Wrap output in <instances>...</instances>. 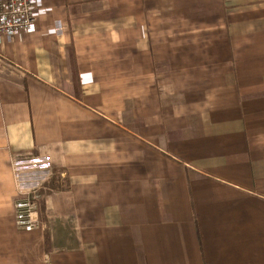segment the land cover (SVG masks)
Here are the masks:
<instances>
[{
    "label": "crops",
    "instance_id": "crops-1",
    "mask_svg": "<svg viewBox=\"0 0 264 264\" xmlns=\"http://www.w3.org/2000/svg\"><path fill=\"white\" fill-rule=\"evenodd\" d=\"M37 7L0 42V264H264V0Z\"/></svg>",
    "mask_w": 264,
    "mask_h": 264
},
{
    "label": "built area",
    "instance_id": "built-area-1",
    "mask_svg": "<svg viewBox=\"0 0 264 264\" xmlns=\"http://www.w3.org/2000/svg\"><path fill=\"white\" fill-rule=\"evenodd\" d=\"M37 13V0H0V42L3 36L34 32ZM15 171L18 181L15 222L19 229L30 232L42 226L43 189L41 186H23L19 168L16 167Z\"/></svg>",
    "mask_w": 264,
    "mask_h": 264
},
{
    "label": "rangeland",
    "instance_id": "rangeland-1",
    "mask_svg": "<svg viewBox=\"0 0 264 264\" xmlns=\"http://www.w3.org/2000/svg\"><path fill=\"white\" fill-rule=\"evenodd\" d=\"M32 162H36V161H32ZM37 162H39V161H37ZM24 164L26 165V162ZM39 171H41V172H36V173L30 174L28 176L27 180H30V181L34 180L35 182L37 180L40 181V182L44 181L43 182L44 185L46 184V185H50V186H52V182H53L54 186L57 184V183L55 184L54 181L57 180L56 177L58 176V174H55L54 172H50L49 171L50 175L46 178L47 180H43L44 177H46L49 174V172H47V169L46 168L44 169V167H42V169L40 168ZM41 177H42V179H41Z\"/></svg>",
    "mask_w": 264,
    "mask_h": 264
}]
</instances>
